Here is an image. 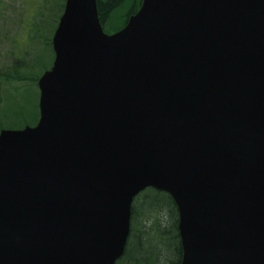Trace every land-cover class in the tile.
I'll return each mask as SVG.
<instances>
[{
  "label": "water",
  "instance_id": "95a60500",
  "mask_svg": "<svg viewBox=\"0 0 264 264\" xmlns=\"http://www.w3.org/2000/svg\"><path fill=\"white\" fill-rule=\"evenodd\" d=\"M35 127L0 134V264H117L168 193L181 264H264V0H67Z\"/></svg>",
  "mask_w": 264,
  "mask_h": 264
},
{
  "label": "rangeland",
  "instance_id": "374dc122",
  "mask_svg": "<svg viewBox=\"0 0 264 264\" xmlns=\"http://www.w3.org/2000/svg\"><path fill=\"white\" fill-rule=\"evenodd\" d=\"M63 3V0H0V69L7 72L18 63L20 74L26 75L47 52L52 57L45 36L52 37ZM131 7L126 4L112 15L105 28L107 34H114L124 26ZM51 62L49 58L27 75L32 79L39 77ZM30 81L8 86L0 80V95L4 97V103L0 104V132L4 128L20 130L37 124L40 92L37 82Z\"/></svg>",
  "mask_w": 264,
  "mask_h": 264
},
{
  "label": "trees",
  "instance_id": "16d2710c",
  "mask_svg": "<svg viewBox=\"0 0 264 264\" xmlns=\"http://www.w3.org/2000/svg\"><path fill=\"white\" fill-rule=\"evenodd\" d=\"M141 1L98 0L100 20L104 25L107 24L112 15L117 14L122 6L129 4L132 7L127 12L128 20L136 13L134 11ZM45 39L48 44L47 48L50 47L52 50L51 38L46 35ZM49 58L52 59L51 54L47 52L45 57L37 61L36 67L44 65ZM36 67L26 75H22L18 63H16L7 72L0 69V77H2L0 80L8 86H12L14 82L36 81L37 77L32 79L27 75ZM178 225V211L172 197L157 190L146 191L135 201L133 206L131 234L124 257L119 264H181L183 250Z\"/></svg>",
  "mask_w": 264,
  "mask_h": 264
}]
</instances>
